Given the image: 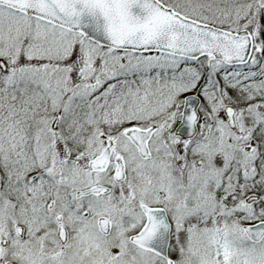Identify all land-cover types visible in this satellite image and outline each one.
<instances>
[{"label": "snow or ice", "instance_id": "1", "mask_svg": "<svg viewBox=\"0 0 264 264\" xmlns=\"http://www.w3.org/2000/svg\"><path fill=\"white\" fill-rule=\"evenodd\" d=\"M0 264H264V0H0Z\"/></svg>", "mask_w": 264, "mask_h": 264}]
</instances>
